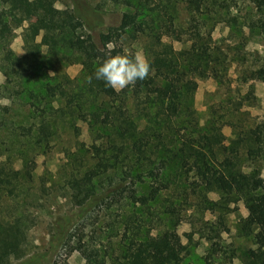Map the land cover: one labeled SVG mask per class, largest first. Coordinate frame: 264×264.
<instances>
[{
	"label": "trees",
	"instance_id": "16d2710c",
	"mask_svg": "<svg viewBox=\"0 0 264 264\" xmlns=\"http://www.w3.org/2000/svg\"><path fill=\"white\" fill-rule=\"evenodd\" d=\"M58 1L0 0V73L7 79L0 97L27 107L29 119H9L0 105V264L23 253L33 222L29 199L52 190L75 206L105 204L103 224L94 221L73 240L83 264H180L183 221L217 254L228 227L220 216L187 211L203 215L239 201L246 212L239 229L253 244L242 264H264V182L254 166L264 157V114L252 125L233 119L244 103L227 97V54L213 44L208 23L214 15L226 19L236 0H99L98 10L120 9L118 23L106 27L111 47ZM18 27L20 53L9 38ZM83 41L93 49L85 51ZM138 42L151 62L144 80L119 91L89 81L109 53L134 51ZM72 64L79 66L73 76ZM194 76L222 87L205 118L194 106ZM53 148L61 161L36 173V155Z\"/></svg>",
	"mask_w": 264,
	"mask_h": 264
},
{
	"label": "rangeland",
	"instance_id": "374dc122",
	"mask_svg": "<svg viewBox=\"0 0 264 264\" xmlns=\"http://www.w3.org/2000/svg\"><path fill=\"white\" fill-rule=\"evenodd\" d=\"M98 3L99 0H59L55 5L73 8L83 17L93 39L98 42L100 36L103 44L110 47L106 27L118 23L120 9L103 5L102 10H98ZM255 4L251 0H236L235 5H227L226 19L214 15L208 22L212 26L213 44L227 54V97L231 95V98L244 103L232 117L246 125L257 123L264 114V3L260 6ZM180 11L183 16V9L180 8ZM21 30L22 27L15 28L9 35L10 48L17 53H20ZM82 43L85 51L93 49L91 44L84 41ZM139 46L140 42L134 43L133 50L141 52ZM78 69L76 64L67 67L71 76ZM252 71L253 78L248 79ZM0 83L7 84V79L1 73ZM190 87L197 113L199 117L205 118L210 112L207 105H216L223 95L222 87L211 76L192 77ZM247 93L250 95L248 101L245 100ZM0 105L8 106L3 113L7 118L21 123L29 121L27 107L1 97ZM5 133L0 130V140L5 138ZM58 150L53 148L47 155L37 154L33 162L34 171L40 173L43 169L54 170L61 161ZM254 166L260 171L264 182V157L255 160ZM262 189L264 191V186ZM31 191L36 192L34 188ZM210 196L213 200L217 199L216 195ZM29 200L31 203L27 204V210L33 215V222L27 233L23 253L12 257L6 264H50L54 261L83 264L81 255L72 248L73 240L79 233L88 231L94 221L97 225L103 224L100 218L105 211V204L91 202L80 207L75 206L67 196L54 190L47 196L38 198L36 202ZM18 201L21 202V198ZM198 209H188L187 214L192 213L197 218L204 216L211 221H216L220 216L228 227V231L221 234L222 250L217 254L211 253L207 241L193 233L189 223L183 221L177 226L181 241L186 246L180 264H242L243 251L253 247L251 238L244 236L239 229L240 218L246 216L242 202L229 203L228 210L227 207L215 209L206 211L203 215Z\"/></svg>",
	"mask_w": 264,
	"mask_h": 264
},
{
	"label": "clouds",
	"instance_id": "9594fccd",
	"mask_svg": "<svg viewBox=\"0 0 264 264\" xmlns=\"http://www.w3.org/2000/svg\"><path fill=\"white\" fill-rule=\"evenodd\" d=\"M150 63V59L142 52L123 48L115 54L109 53L98 63L89 81L95 78L119 91L134 85L138 80H144L150 74Z\"/></svg>",
	"mask_w": 264,
	"mask_h": 264
}]
</instances>
